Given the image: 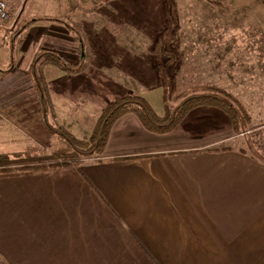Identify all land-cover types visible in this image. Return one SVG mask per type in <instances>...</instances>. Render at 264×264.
<instances>
[{
	"label": "crops",
	"instance_id": "crops-1",
	"mask_svg": "<svg viewBox=\"0 0 264 264\" xmlns=\"http://www.w3.org/2000/svg\"><path fill=\"white\" fill-rule=\"evenodd\" d=\"M113 2L105 0L109 9L100 11L116 9ZM71 3L68 10L77 12ZM32 26L24 31L33 45L25 66L41 45H59L69 61L80 59V29L69 32L56 20ZM119 76L128 90L119 95L134 90L133 75ZM157 84L163 93V82ZM25 99L36 116L38 102ZM1 124L5 140L34 132L0 118ZM238 138L215 107L193 109L168 133L152 132L128 113L98 157L0 173V264H264V162L242 152Z\"/></svg>",
	"mask_w": 264,
	"mask_h": 264
},
{
	"label": "rangeland",
	"instance_id": "rangeland-1",
	"mask_svg": "<svg viewBox=\"0 0 264 264\" xmlns=\"http://www.w3.org/2000/svg\"><path fill=\"white\" fill-rule=\"evenodd\" d=\"M68 1H73L71 7L77 12L68 10ZM16 5L15 0L12 19L0 22V66L5 68L0 67V118L6 119L7 126L34 132L24 129L20 140L10 141L0 131V153H16L21 160L37 162L73 154L25 99L36 102L25 66L33 53L31 33L17 35V40L12 37L23 22L48 17L66 20L85 39L82 47L89 56L85 72L68 76L53 65L45 69L54 102L52 121L77 137L89 136L102 110L128 91L116 82L119 75H133L134 90L128 93L146 88L142 95L157 112H164L162 85L157 84L163 78L153 51L163 35L167 50L175 56L174 64L165 66L172 82L169 105L177 94L195 85L217 84L238 96L253 115L252 128L239 136L237 146L253 140L264 152V146L260 147L264 142V0H115L116 9L108 13L100 11L105 6L109 9L105 0H23L21 9ZM1 70L7 71L1 74ZM22 103L23 108H18Z\"/></svg>",
	"mask_w": 264,
	"mask_h": 264
},
{
	"label": "trees",
	"instance_id": "trees-1",
	"mask_svg": "<svg viewBox=\"0 0 264 264\" xmlns=\"http://www.w3.org/2000/svg\"><path fill=\"white\" fill-rule=\"evenodd\" d=\"M44 20H49V18H35L23 22L22 26L12 37L16 36L15 40H17L19 38L17 35H22L30 26ZM55 20L63 22L69 32H77L76 27H72L66 20L59 18ZM62 49L59 45H41L33 57L29 68L30 77L27 82L31 83L30 87L34 90L31 95L38 102L36 116L49 130L69 144L73 149V154L68 157L37 162L36 160H21L19 158L20 154L16 156V153H0V173L78 166L80 165V158L100 156L105 152L108 145L112 127L118 119L128 113L135 114L148 130L155 133H168L179 126L186 115L193 109L209 106L219 108L227 115L236 135L240 136L242 132L252 128L253 115L248 107L238 96L217 84L195 85L189 90H184L177 94L175 103L169 105L172 82L166 74L165 66L174 64L175 56L171 51L167 50L166 40L161 35L155 44V54L159 62L160 75L163 78L162 101L164 103V112H157L150 101L140 94H123L115 98L102 110L91 134L79 138L70 129L52 121L55 114L54 102L45 68L53 65L65 74H80L87 69L89 56L78 45L77 53L80 54V59L77 62H71L62 53ZM163 59H167L165 65L161 64ZM263 146L264 142L260 147ZM225 148L232 147L225 146ZM240 150L244 153H250L255 159L264 162V152L260 151L259 147H256L255 141L249 140L246 146H242ZM120 159L122 158H114L113 160ZM2 264L5 263L2 262Z\"/></svg>",
	"mask_w": 264,
	"mask_h": 264
},
{
	"label": "built area",
	"instance_id": "built-area-1",
	"mask_svg": "<svg viewBox=\"0 0 264 264\" xmlns=\"http://www.w3.org/2000/svg\"><path fill=\"white\" fill-rule=\"evenodd\" d=\"M14 3L15 0H0V22L10 21L12 19L11 9ZM249 131H244L241 134L243 135Z\"/></svg>",
	"mask_w": 264,
	"mask_h": 264
}]
</instances>
